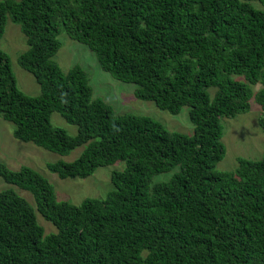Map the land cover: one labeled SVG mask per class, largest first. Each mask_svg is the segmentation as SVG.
<instances>
[{"label":"trees","instance_id":"trees-1","mask_svg":"<svg viewBox=\"0 0 264 264\" xmlns=\"http://www.w3.org/2000/svg\"><path fill=\"white\" fill-rule=\"evenodd\" d=\"M8 21L26 40L18 65L40 87L23 94L0 50V118L14 138L60 156L84 147L72 162L47 164L62 180L125 165L104 199L75 206L33 169L1 164L0 178L34 206L0 191V264H264V155L216 170L222 118L254 101L264 135V0H0V40ZM62 31L103 72L136 85L139 101L172 116L188 108L193 133L117 115L95 98L81 66L65 73L54 61ZM54 113L76 135L53 127ZM37 213L55 233L45 235Z\"/></svg>","mask_w":264,"mask_h":264},{"label":"rangeland","instance_id":"rangeland-1","mask_svg":"<svg viewBox=\"0 0 264 264\" xmlns=\"http://www.w3.org/2000/svg\"><path fill=\"white\" fill-rule=\"evenodd\" d=\"M58 40L61 43V49L54 61L65 73L74 65L81 66L89 75L94 97L102 99L111 106L117 115L146 116L159 121L170 132L185 135L193 133L188 108L184 107L178 115L172 116L168 112L158 109L153 102L139 101L134 95L137 86L117 81L108 73L103 72L94 54L87 46L70 40L63 31ZM26 49V40L19 27L8 21L5 33L0 40V50L6 53L10 59L17 88L27 96L37 97L40 95V87L35 78L32 74L24 71L17 62L18 57ZM255 89L258 90L257 87ZM261 115V108L254 101H251V109L248 113L238 115L235 118L221 119L223 127L221 142L225 147V155L222 161L216 165V170L221 172L234 171L237 167L238 158L252 161L263 158L264 135L258 124ZM51 125L66 130L72 136L77 133V128L67 124L57 113L51 116ZM14 129L15 126L12 123L0 118V165H5L13 172L19 171L23 166L33 169L52 185L58 201H66L78 206L85 199H104L113 189L110 181L111 173L122 170L125 165L123 162H118L112 166L98 168L92 176L85 179L62 180L47 170V164L58 161L72 162L79 157L84 147L76 148L67 156H60L31 143L18 141L13 136ZM169 177L170 175L163 174L157 178L159 181H163ZM6 189L15 190L34 206V201L29 193L6 184L0 178V191ZM37 222L44 229L45 235L56 232L55 228L38 213Z\"/></svg>","mask_w":264,"mask_h":264}]
</instances>
